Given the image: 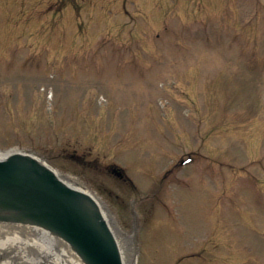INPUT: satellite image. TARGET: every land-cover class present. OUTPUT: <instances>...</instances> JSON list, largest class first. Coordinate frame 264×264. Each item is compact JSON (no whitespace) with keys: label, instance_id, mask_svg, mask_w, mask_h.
Masks as SVG:
<instances>
[{"label":"rangeland","instance_id":"obj_1","mask_svg":"<svg viewBox=\"0 0 264 264\" xmlns=\"http://www.w3.org/2000/svg\"><path fill=\"white\" fill-rule=\"evenodd\" d=\"M72 1L0 0V152L101 197L133 264H264V0Z\"/></svg>","mask_w":264,"mask_h":264},{"label":"water","instance_id":"obj_2","mask_svg":"<svg viewBox=\"0 0 264 264\" xmlns=\"http://www.w3.org/2000/svg\"><path fill=\"white\" fill-rule=\"evenodd\" d=\"M0 221L52 231L86 264H121L113 235L93 201L29 158L0 160ZM115 238L123 264H128V252ZM76 252L40 227L0 223V264H85Z\"/></svg>","mask_w":264,"mask_h":264},{"label":"bare ground","instance_id":"obj_3","mask_svg":"<svg viewBox=\"0 0 264 264\" xmlns=\"http://www.w3.org/2000/svg\"><path fill=\"white\" fill-rule=\"evenodd\" d=\"M88 193H90L96 199L103 213V217L105 218L108 225L111 227V229L113 230L119 241L122 243V245L128 252V264H133V255H132L133 248L130 246L129 241L123 236L116 218L110 212L106 204L96 194H93L91 192Z\"/></svg>","mask_w":264,"mask_h":264}]
</instances>
